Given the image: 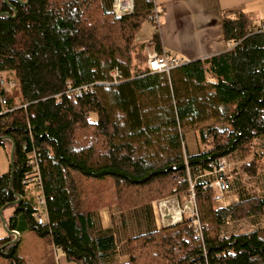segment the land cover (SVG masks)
Segmentation results:
<instances>
[{"label": "trees", "instance_id": "trees-1", "mask_svg": "<svg viewBox=\"0 0 264 264\" xmlns=\"http://www.w3.org/2000/svg\"><path fill=\"white\" fill-rule=\"evenodd\" d=\"M153 5L134 0L133 11L119 17L103 0H0V13L10 14L0 16V98L6 100L0 136H7L0 146L10 156L16 142L11 186V167L0 175V209L19 200L4 209H13L4 216L7 228L42 238L45 264H56L54 248L79 264H104L115 237L98 228V210L117 204L126 212L150 207L154 198H188L191 177L208 223L205 241L184 217L128 238L129 261L122 264H264V225L222 234L229 218L263 214L264 199L216 208L211 180L200 177L220 157L251 154L264 135V30L243 11L225 13L226 38L240 41L236 48L193 60L169 76L151 73L144 44L135 39ZM155 40L162 51L158 34ZM117 67L125 79L107 83ZM90 82H98L91 92L64 93L68 84ZM24 103L26 109L5 111ZM221 123L232 131L220 130ZM196 129L213 146L189 154L184 134ZM24 141L42 152L46 219L37 188L22 184L28 174ZM243 169L256 175L257 159ZM78 184L102 187L85 190V205ZM14 238L0 237V264H29Z\"/></svg>", "mask_w": 264, "mask_h": 264}, {"label": "crops", "instance_id": "crops-1", "mask_svg": "<svg viewBox=\"0 0 264 264\" xmlns=\"http://www.w3.org/2000/svg\"><path fill=\"white\" fill-rule=\"evenodd\" d=\"M103 2L111 9L114 0H103ZM154 3L161 11V26L158 35L162 50H171L176 55L190 58L192 61L213 56L227 50V42L229 40L226 38L223 26V16L225 13L243 11L253 18L254 25L257 28L264 26V0H154ZM139 40L143 41L145 39L139 36ZM207 79L208 81L216 82L210 76H207ZM221 125L232 131L230 124L221 123ZM185 134L187 136L189 134L193 135L191 143L188 142ZM185 134L184 147L185 151L189 154L200 153L213 146L210 142L202 140L199 129L187 131ZM3 149L5 148L3 147ZM227 158L233 163L232 171L234 172V178L232 179L230 198L236 200L235 205L240 204L242 201L248 202L254 196L264 199V135L254 141L253 152L251 154L244 155L236 151L228 155ZM255 158L259 164L258 173L255 176H251L244 171L243 166L249 164ZM3 159L6 160L5 155H3ZM8 170L7 165H3L0 175L6 173ZM200 177H208L211 181L215 178L214 174L208 172L204 175L201 174ZM251 193H254V195ZM218 194L214 192L213 203L216 208L234 205L233 203L223 204L217 198ZM187 200L186 195H172V197L169 196L159 200L158 208H156L155 203L152 201L151 206L147 207V209L138 207L125 212V214H123L122 210H119L116 214V209H113L114 206L112 208L105 207L101 209L97 216L98 228L100 227L101 230L109 231L115 237V245L108 251L103 263L122 264L128 262L129 255L126 252L128 238L158 229L164 223L168 224L172 222L176 219L175 211L179 207H182L183 204H186ZM161 202H165L169 207L166 208ZM12 211V208H7L4 211V216L8 218L12 214ZM261 215H259V220L255 218L259 216H252L257 219L256 226L254 225L255 229H259L264 225V213ZM42 219H46V216ZM225 224L222 226V234L224 236L237 233V231H224L223 228L228 227ZM6 227L7 221L6 225H4L0 219V237H6L11 234L8 233ZM255 229H250L247 232ZM19 239L20 253L29 264H45L46 246L42 238V246L39 247V253L35 256H31L26 251V248L24 249L28 245L21 238V235ZM54 249L56 264H75L71 260L65 263L59 261L60 257L58 254L60 251L56 248ZM76 264L79 263L76 262Z\"/></svg>", "mask_w": 264, "mask_h": 264}, {"label": "built area", "instance_id": "built-area-1", "mask_svg": "<svg viewBox=\"0 0 264 264\" xmlns=\"http://www.w3.org/2000/svg\"><path fill=\"white\" fill-rule=\"evenodd\" d=\"M153 8L151 9L149 20L152 23L154 32L150 39H145L144 41L148 43L147 45V67L149 72L151 73H166L168 76L171 71L181 67L184 64L191 62L190 58L182 57L176 55L171 50L163 49L162 51L158 50L157 42L155 40V35L158 34L160 26H161V11L158 6L155 5L154 0ZM134 8V0H114L113 3V12L121 17L127 15L133 11ZM261 30H264V26L261 27ZM143 41V42H144ZM240 41L229 40L227 42V50H233L237 47ZM111 79L107 81V83L117 84L123 81L124 73L120 68H115L111 71ZM98 82H90L86 84H82L77 87H72L68 84L64 93L77 97L84 93H88L94 90V86ZM0 103L2 106L6 104L5 98H0ZM17 107L27 108V103L16 106L12 109L5 111H12ZM3 111L0 112L2 114ZM31 134V133H30ZM24 150L26 151V159L28 166V174L23 177L22 184L26 186H33L37 188L38 195L37 201L40 205V208L44 211V215H47V198L44 192L43 178L41 174V158L42 152L40 148L36 145H33L31 148L28 147L27 142H23ZM233 163L227 158V156L220 157L218 161L213 165V170L209 172L210 174H214L215 178L210 182V186L213 188L217 187L218 190V199L222 200L223 204H231L235 203L236 200H232L230 198V194L232 191V179L234 178V172L232 171ZM195 184L196 178H189V190H188V200L186 204L182 207H179L177 211H175V218L171 224L177 223L184 219V217H188L191 220V224L193 226L194 234L197 238H199L202 243L205 241V232L208 228V223L203 222L198 210V205L196 201L195 194ZM164 204L166 208L169 206L165 202H161ZM229 206V205H227ZM169 224V223H168ZM16 236V234H13ZM19 235V233H17Z\"/></svg>", "mask_w": 264, "mask_h": 264}, {"label": "rangeland", "instance_id": "rangeland-1", "mask_svg": "<svg viewBox=\"0 0 264 264\" xmlns=\"http://www.w3.org/2000/svg\"><path fill=\"white\" fill-rule=\"evenodd\" d=\"M153 32H154V29H153V26H152V23H150V21L148 22V21H145L144 23H143V25H142V27H141V30L139 31V34L136 36V39H135V44H144V48H143V51H144V53L146 54V62H147V45H148V43H147V41L145 42L144 40V42L143 41H140L139 40V36L140 37H143V39H150L151 38V36L153 35ZM218 128L220 129V130H222V129H224V127H222V125L221 124H219L218 125ZM186 136H187V134H185ZM187 140H188V142L189 143H191V141L193 140V135L192 134H189L188 136H187ZM210 144H212V140L210 141ZM0 171H2V168H3V165L5 166V165H7V169H9V167H10V156L8 155V153H7V149H6V151H5V149H3V147H0ZM3 155H5V157H6V160L5 159H3ZM252 162V161H251ZM251 162H250V164H251ZM249 164H247V166H248ZM246 166V165H245ZM258 167H259V164H258ZM248 175H250V174H248ZM257 175V174H256ZM251 176H253V175H251ZM255 176V175H254ZM93 188V190L94 189H97L98 187L100 188V187H102V186H98L97 187V185L95 186L94 184H78L77 185V188L80 190V191H82L83 192V195H79V198H80V200L81 201H83V202H85L84 204L85 205H88V203H89V200H88V198H87V192L86 191H88L90 188ZM213 189H214V192L215 193H218V190H217V187L216 186H214L213 187ZM86 190V191H85ZM186 194H188V192L186 193ZM252 195H254V193H251ZM170 197H172V195H169ZM169 196H163V197H159V198H154L152 201L155 203V206H156V208H158V201L159 200H161V199H163V198H167V197H169ZM252 198H254V199H257V198H259L258 196H254V197H252ZM222 201V200H221ZM152 204V203H151ZM234 204H236V203H234ZM114 206V207H113ZM113 206H111L110 208H112L113 207V209L115 208L116 210H115V212H116V214H117V212H119V210H121V208L117 205V204H115V205H113ZM229 206H231V205H229ZM246 206H248V209L250 208L249 207V205H245V207ZM108 207V206H107ZM103 208H105V207H101L99 210H98V212L101 210V209H103ZM136 208H138V207H136ZM140 208V207H139ZM145 209H147V207H144ZM135 209V208H134ZM134 209H132V210H134ZM242 209H244V207H242ZM242 209H240L239 210V213L240 214H242L243 212H245V211H242ZM127 212V211H126ZM123 214H125V212H123ZM263 215V214H262ZM261 215V216H262ZM98 216V215H97ZM252 216H259V215H248L247 217H245V218H242V219H234V218H229L228 220H227V224H225V225H227L228 227H226L225 229L223 228V230L224 231H229V232H232V231H237V233H241V232H247L248 230H250V229H255V227H254V225L256 226V224L255 223H257L256 222V220L258 219H260V216L259 217H255V218H257V219H255L254 217H252ZM98 224V223H97ZM100 228V227H99ZM161 228V227H160ZM159 229V228H158ZM226 229H228V230H226ZM21 238L23 239V240H25L24 242L28 245V247L26 246V247H24V249L26 248V251H28V253L31 255V256H35V255H37L38 253H39V247H41L42 246V240H41V238L40 237H38V236H36L34 233H32V232H30V231H28V232H24L22 235H21ZM40 242V243H39ZM22 246H24V245H22ZM126 252L128 253V242H127V247H126ZM26 254V253H25ZM28 255V254H27ZM128 255H129V253H128ZM58 256L60 257V259H59V261H62V262H70L69 260H68V258L66 257V255L65 254H63L62 252H59V254H58ZM57 256V257H58ZM73 262H75V264H76V261H73Z\"/></svg>", "mask_w": 264, "mask_h": 264}, {"label": "water", "instance_id": "water-1", "mask_svg": "<svg viewBox=\"0 0 264 264\" xmlns=\"http://www.w3.org/2000/svg\"><path fill=\"white\" fill-rule=\"evenodd\" d=\"M8 0H6L7 2ZM29 0H21V2L23 4H27ZM4 14H7V15H10L8 12H1L0 13V16L1 15H4ZM16 16V9H15V14L12 15V17H15ZM7 136H0V138H5ZM15 149H16V142L13 140V144H12V147H11V150H10V164H11V181H10V186L12 184V179H13V176H14V173H15V162H14V157H15ZM19 200H16V201H13V202H9L7 203L6 205H4L1 209H0V217H1V220L3 222L4 225H6V220H5V217H4V209L7 205L9 204H15V203H18ZM8 233H11V234H16L15 238L11 241L12 243H15L19 240V235H17L18 232L16 231H13V230H9L7 227H6Z\"/></svg>", "mask_w": 264, "mask_h": 264}]
</instances>
